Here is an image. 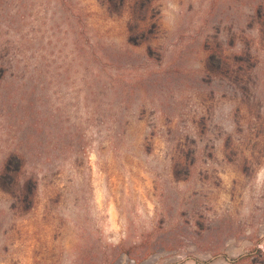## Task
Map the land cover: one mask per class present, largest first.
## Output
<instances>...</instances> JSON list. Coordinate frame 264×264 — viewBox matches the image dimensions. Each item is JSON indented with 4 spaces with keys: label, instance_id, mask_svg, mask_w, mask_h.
Masks as SVG:
<instances>
[{
    "label": "rangeland",
    "instance_id": "rangeland-1",
    "mask_svg": "<svg viewBox=\"0 0 264 264\" xmlns=\"http://www.w3.org/2000/svg\"><path fill=\"white\" fill-rule=\"evenodd\" d=\"M260 4L0 0V264H264Z\"/></svg>",
    "mask_w": 264,
    "mask_h": 264
},
{
    "label": "trees",
    "instance_id": "trees-1",
    "mask_svg": "<svg viewBox=\"0 0 264 264\" xmlns=\"http://www.w3.org/2000/svg\"><path fill=\"white\" fill-rule=\"evenodd\" d=\"M252 20L256 23V26H258L259 35L264 39V4H260L254 8ZM5 50L6 49L3 51ZM3 51L0 50V59L2 60V65H5V63H9V61H5L6 53ZM216 56L219 59L216 73L222 79L239 88V90L244 92L251 85H256L258 82L264 81V67L260 66L259 68L257 62L258 55L250 49L245 48L239 55L234 56L233 63H230V59L223 54H218ZM4 68V66H1V69L4 70ZM255 92L258 94L261 93L258 88H256ZM33 190L32 185L28 184L25 190V202L31 197Z\"/></svg>",
    "mask_w": 264,
    "mask_h": 264
}]
</instances>
